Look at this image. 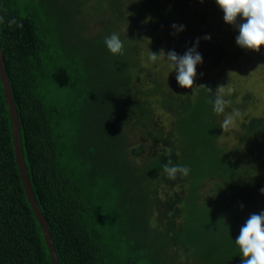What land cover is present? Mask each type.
<instances>
[{
    "label": "trees",
    "instance_id": "1",
    "mask_svg": "<svg viewBox=\"0 0 264 264\" xmlns=\"http://www.w3.org/2000/svg\"><path fill=\"white\" fill-rule=\"evenodd\" d=\"M106 1L0 0V46L23 154L60 264H241L240 228L264 211V107L257 112L252 91L225 82L231 105L217 115L210 101L222 71L212 68L184 89L175 71L172 79L157 75L162 58L143 65L140 23L152 10L200 31L199 42L211 35L192 11L196 0L174 11L163 0H111L105 16ZM13 18L22 27L10 28ZM148 29L157 42L166 36L163 23ZM114 32L123 54L104 43ZM195 43L184 36L170 51L184 55ZM235 49L236 59L260 60ZM205 69L203 61L196 72ZM143 71L154 74L151 82ZM235 112L237 124L223 132V119ZM134 130L142 142L134 143ZM223 135L236 146L221 143ZM14 145L0 77V264H53ZM168 159L189 174L168 179Z\"/></svg>",
    "mask_w": 264,
    "mask_h": 264
},
{
    "label": "rangeland",
    "instance_id": "2",
    "mask_svg": "<svg viewBox=\"0 0 264 264\" xmlns=\"http://www.w3.org/2000/svg\"><path fill=\"white\" fill-rule=\"evenodd\" d=\"M110 1L111 0H108L101 5V11L105 13L103 14L105 16L110 13V8H107V5L110 4ZM163 1L168 3L169 5H176L172 7V11H174L175 9L178 10V8L183 3L186 4V7L190 5L189 3H187L188 0H180L178 4L175 3L176 0L175 2L174 0ZM122 2L124 1L122 0ZM193 3H195V8L192 11H197L200 16L206 18L205 24L203 26H205L206 29H209L211 33V35L209 34L210 36L208 35L210 39H204L198 44L197 49L200 52L202 51V59L204 61L206 69L204 71L200 70L196 72V77L200 80V82L203 83L207 77L208 72L212 68L217 70L216 72L222 71L223 74L219 79L217 86L220 87L226 85L225 82H227L229 83V85H238L244 92L246 90L252 91L253 95L255 96L254 99L258 100L256 111L259 112L260 109L264 107V55H260V51L254 55V57L260 58L259 61H255L251 55H249V60L247 62H243L241 59H236L235 46H238L236 43V37L239 35L238 28L224 22V14L222 10L216 5L215 0H196ZM111 4L114 5V2H111ZM129 8L131 7H123V9ZM96 9H98L97 6ZM90 12L92 13V11ZM97 12H99V10ZM166 15L167 14L163 15L161 12H159V10L155 9L152 10L151 13H148L143 17L140 24L145 29L140 27V31H142V33L144 34L146 43L141 53V59H143V65L149 69L147 58L148 56H150V50L157 54L160 53L158 55V58H162V61L157 65V75H159L161 78L168 77L167 79H172L174 72H172L169 67H166L168 66V62L161 52L163 51L165 54H167V52L170 51V46L177 44L178 40L180 38H183L184 36H187L188 43H191L192 41L196 42L198 38L195 37L194 34L200 33V31L196 30L195 28H190L191 26H189L188 28V25L186 23H184L182 20H177L173 15L169 17L170 20L161 21L162 17L168 18V16ZM75 22H77V20L73 21V23ZM240 22L242 21L238 19V23ZM70 23L71 22L69 21V24ZM161 23H163L164 26L167 27L166 36L163 38V40L157 42L153 35L151 36L150 30L148 28H153L154 26L159 28ZM173 25H176L177 27L174 28ZM93 26H96V24H93ZM121 26L125 29V32H129L130 30H132V28H128L127 22H122ZM181 26L183 28L182 31L179 30ZM199 28L200 27H198V29ZM99 29L100 27H95L94 31L97 32ZM88 31L89 28L86 27L85 32L88 33ZM206 36L207 35L205 34V37ZM147 39H149L148 42ZM210 43H214L216 47L213 46L214 49H212L209 46ZM152 75L154 76L153 73L143 71L140 74V78H146L147 81L151 82L150 79L153 77ZM223 90L228 89L224 86ZM235 124H237L236 121ZM131 137L135 139L134 143L143 141V138L138 134V130L132 131ZM219 140L221 143L227 145L230 148H234L238 142L233 135H223ZM236 151L238 152V150H235V152ZM133 170H137V168H134ZM206 185L208 187H211L214 186L215 183H207Z\"/></svg>",
    "mask_w": 264,
    "mask_h": 264
},
{
    "label": "clouds",
    "instance_id": "3",
    "mask_svg": "<svg viewBox=\"0 0 264 264\" xmlns=\"http://www.w3.org/2000/svg\"><path fill=\"white\" fill-rule=\"evenodd\" d=\"M215 3L224 14V22L238 28L237 45L246 50L259 52L261 47H264V0H215ZM238 19L242 22L238 23ZM2 22L3 17L0 16V23ZM13 25L22 27V24H18L14 18L8 21L10 28ZM173 27L177 26L173 25ZM179 30H183L182 26ZM205 39L210 37L206 36ZM104 43L111 54H123L124 45L118 33L114 32L106 37ZM198 44L199 40L184 55H178L175 51H169L167 54L161 52L169 68L172 72H176V80L181 88L192 89L194 86L197 65L203 62L202 55L197 51ZM159 54L150 50L148 59L155 62ZM210 102L213 104V112L217 115L223 114L226 107L231 105V101L225 99L223 86L217 88L215 98ZM239 115V112H235L225 116L220 125L223 132L230 130ZM163 172L168 179L175 180L178 174L187 176L190 169L187 166L174 164L168 159L163 165ZM260 191L264 194V188ZM235 244L242 256L241 264H264V211L250 215L240 228Z\"/></svg>",
    "mask_w": 264,
    "mask_h": 264
},
{
    "label": "water",
    "instance_id": "4",
    "mask_svg": "<svg viewBox=\"0 0 264 264\" xmlns=\"http://www.w3.org/2000/svg\"><path fill=\"white\" fill-rule=\"evenodd\" d=\"M0 77H1V80L4 86L6 100H7L9 110L12 116L13 136H14V141H15L14 147H15L18 165L21 170L22 178L25 184L26 193H27L30 203L33 206L36 217L41 224V228L44 234L45 241L48 244V247L50 249V254H51L53 264H60L56 246L52 238L47 219L44 216L40 208V205L38 204V201L36 200V197L34 195L32 185L30 182L28 168L26 166L22 144H21V130H20L19 115H18V111L15 105L12 85H11L10 78H9V75L6 69L5 60H4L1 46H0Z\"/></svg>",
    "mask_w": 264,
    "mask_h": 264
}]
</instances>
